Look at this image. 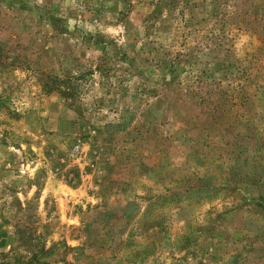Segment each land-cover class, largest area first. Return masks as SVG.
<instances>
[{
	"label": "rangeland",
	"instance_id": "374dc122",
	"mask_svg": "<svg viewBox=\"0 0 264 264\" xmlns=\"http://www.w3.org/2000/svg\"><path fill=\"white\" fill-rule=\"evenodd\" d=\"M0 264H264V0H0Z\"/></svg>",
	"mask_w": 264,
	"mask_h": 264
}]
</instances>
